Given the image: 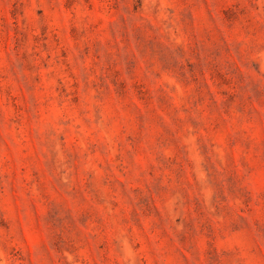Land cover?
I'll list each match as a JSON object with an SVG mask.
<instances>
[{
  "label": "rangeland",
  "instance_id": "obj_1",
  "mask_svg": "<svg viewBox=\"0 0 264 264\" xmlns=\"http://www.w3.org/2000/svg\"><path fill=\"white\" fill-rule=\"evenodd\" d=\"M0 264H264V0H0Z\"/></svg>",
  "mask_w": 264,
  "mask_h": 264
}]
</instances>
